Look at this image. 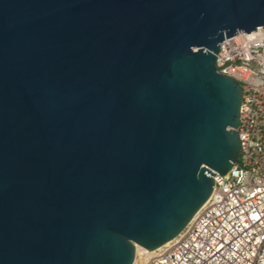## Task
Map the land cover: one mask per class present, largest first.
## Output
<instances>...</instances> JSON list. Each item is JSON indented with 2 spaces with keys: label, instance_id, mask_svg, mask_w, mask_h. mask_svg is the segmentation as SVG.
I'll use <instances>...</instances> for the list:
<instances>
[{
  "label": "water",
  "instance_id": "water-1",
  "mask_svg": "<svg viewBox=\"0 0 264 264\" xmlns=\"http://www.w3.org/2000/svg\"><path fill=\"white\" fill-rule=\"evenodd\" d=\"M264 0H0V264H133L237 161L219 45Z\"/></svg>",
  "mask_w": 264,
  "mask_h": 264
},
{
  "label": "built area",
  "instance_id": "built-area-1",
  "mask_svg": "<svg viewBox=\"0 0 264 264\" xmlns=\"http://www.w3.org/2000/svg\"><path fill=\"white\" fill-rule=\"evenodd\" d=\"M218 74L242 91L237 161L183 230L145 264H264V26L219 45Z\"/></svg>",
  "mask_w": 264,
  "mask_h": 264
},
{
  "label": "rangeland",
  "instance_id": "rangeland-1",
  "mask_svg": "<svg viewBox=\"0 0 264 264\" xmlns=\"http://www.w3.org/2000/svg\"><path fill=\"white\" fill-rule=\"evenodd\" d=\"M147 256H149V257H147ZM150 257H151V255L145 254L143 251L137 250V248H136V253H135V258H134L133 264H145Z\"/></svg>",
  "mask_w": 264,
  "mask_h": 264
},
{
  "label": "bare ground",
  "instance_id": "bare-ground-1",
  "mask_svg": "<svg viewBox=\"0 0 264 264\" xmlns=\"http://www.w3.org/2000/svg\"><path fill=\"white\" fill-rule=\"evenodd\" d=\"M136 248H137V250H141V251H143L145 254H149V255H151V256H152L153 253H154V252L147 251V250H145V249H143V248H140V247H138V246H137ZM147 257H149V256H147Z\"/></svg>",
  "mask_w": 264,
  "mask_h": 264
}]
</instances>
